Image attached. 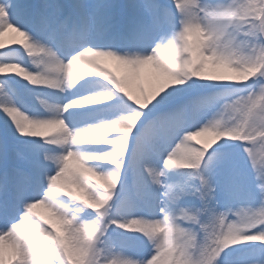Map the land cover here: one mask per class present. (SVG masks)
I'll list each match as a JSON object with an SVG mask.
<instances>
[{
	"label": "snow or ice",
	"instance_id": "snow-or-ice-1",
	"mask_svg": "<svg viewBox=\"0 0 264 264\" xmlns=\"http://www.w3.org/2000/svg\"><path fill=\"white\" fill-rule=\"evenodd\" d=\"M6 32L0 264H264V0H0Z\"/></svg>",
	"mask_w": 264,
	"mask_h": 264
},
{
	"label": "rangeland",
	"instance_id": "rangeland-1",
	"mask_svg": "<svg viewBox=\"0 0 264 264\" xmlns=\"http://www.w3.org/2000/svg\"><path fill=\"white\" fill-rule=\"evenodd\" d=\"M12 40H13V38L9 39V41H12ZM15 41H17V40H15ZM15 46H22V45L20 43H17V45H15ZM15 46H13V47H15ZM103 65L106 67L107 70H110V71H113V72L117 71V66H116L115 62H113V61H110V60L109 61H104ZM212 71H214V70L209 68V72H212ZM139 83L142 84L145 88H149L151 86V85L149 86L145 82V79H144L143 76H142V79L139 81ZM37 103H39L38 100H37ZM49 134L50 135H54L53 133H49ZM209 139L210 138H208V137H198L196 140L191 141V143L196 144L197 146H203L205 143L208 142ZM92 182L95 183L96 180L93 178ZM77 194L79 195V193H77ZM36 212L38 213V216L36 218L39 219L41 223H44L45 220H47L48 224L46 226L51 227V226H53L55 224V221L51 218L50 213L46 209L38 208L36 210ZM41 217H43V219H41ZM58 228H59V226L56 225V229L57 230H58ZM6 256H10V251L6 250Z\"/></svg>",
	"mask_w": 264,
	"mask_h": 264
},
{
	"label": "bare ground",
	"instance_id": "bare-ground-1",
	"mask_svg": "<svg viewBox=\"0 0 264 264\" xmlns=\"http://www.w3.org/2000/svg\"><path fill=\"white\" fill-rule=\"evenodd\" d=\"M10 38H13L12 41H9ZM17 40V41H15ZM23 38L18 36L15 32H6L5 35L3 37H0V41H2L5 45V47H9V46H15L17 45V43H19L20 41H22ZM143 77L145 79V82L150 86L153 79H154V72L151 68L146 69ZM53 134H55L53 132Z\"/></svg>",
	"mask_w": 264,
	"mask_h": 264
}]
</instances>
